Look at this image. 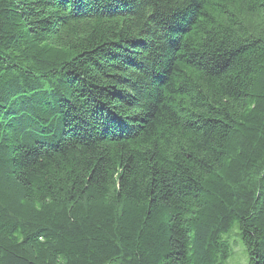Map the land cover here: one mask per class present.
<instances>
[{"label":"trees","instance_id":"trees-1","mask_svg":"<svg viewBox=\"0 0 264 264\" xmlns=\"http://www.w3.org/2000/svg\"><path fill=\"white\" fill-rule=\"evenodd\" d=\"M264 264V0H0V264Z\"/></svg>","mask_w":264,"mask_h":264},{"label":"rangeland","instance_id":"rangeland-1","mask_svg":"<svg viewBox=\"0 0 264 264\" xmlns=\"http://www.w3.org/2000/svg\"><path fill=\"white\" fill-rule=\"evenodd\" d=\"M237 233L238 231L236 227H233L230 231L229 244L232 255L226 264H246L247 258L245 256L244 248L238 239Z\"/></svg>","mask_w":264,"mask_h":264}]
</instances>
